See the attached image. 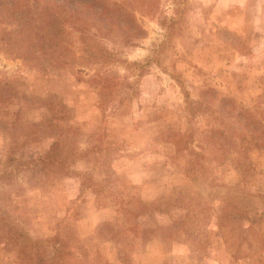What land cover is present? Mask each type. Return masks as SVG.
<instances>
[{
    "label": "rangeland",
    "instance_id": "1",
    "mask_svg": "<svg viewBox=\"0 0 264 264\" xmlns=\"http://www.w3.org/2000/svg\"><path fill=\"white\" fill-rule=\"evenodd\" d=\"M103 1L96 62L0 19V264H264V0Z\"/></svg>",
    "mask_w": 264,
    "mask_h": 264
},
{
    "label": "trees",
    "instance_id": "2",
    "mask_svg": "<svg viewBox=\"0 0 264 264\" xmlns=\"http://www.w3.org/2000/svg\"><path fill=\"white\" fill-rule=\"evenodd\" d=\"M7 17L13 27L7 34L23 37L30 59H57L53 53L45 54L48 53L46 39L40 32L49 30L55 34L52 41L77 42L81 52L96 62L103 57L101 41L113 37L116 29H120L117 22L122 14L103 0H0V19ZM5 44L10 46L8 41ZM102 79L97 75L98 82Z\"/></svg>",
    "mask_w": 264,
    "mask_h": 264
}]
</instances>
